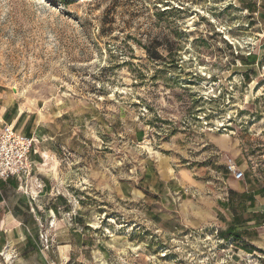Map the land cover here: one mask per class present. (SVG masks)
Wrapping results in <instances>:
<instances>
[{"label": "rangeland", "instance_id": "obj_1", "mask_svg": "<svg viewBox=\"0 0 264 264\" xmlns=\"http://www.w3.org/2000/svg\"><path fill=\"white\" fill-rule=\"evenodd\" d=\"M263 4L0 0V125L34 140L0 264H264L214 217L228 160L264 176Z\"/></svg>", "mask_w": 264, "mask_h": 264}, {"label": "crops", "instance_id": "obj_2", "mask_svg": "<svg viewBox=\"0 0 264 264\" xmlns=\"http://www.w3.org/2000/svg\"><path fill=\"white\" fill-rule=\"evenodd\" d=\"M243 171L241 180L232 174V178L226 179L225 200L218 202L214 217L220 225V237H232L234 244L264 257V176L250 170ZM0 197L2 202L1 194Z\"/></svg>", "mask_w": 264, "mask_h": 264}, {"label": "built area", "instance_id": "obj_3", "mask_svg": "<svg viewBox=\"0 0 264 264\" xmlns=\"http://www.w3.org/2000/svg\"><path fill=\"white\" fill-rule=\"evenodd\" d=\"M34 151V140L31 136L18 131L12 124L0 125V181L15 180L21 182L31 175L34 162L30 153ZM227 169L233 177L241 180L242 169L228 160Z\"/></svg>", "mask_w": 264, "mask_h": 264}, {"label": "trees", "instance_id": "obj_4", "mask_svg": "<svg viewBox=\"0 0 264 264\" xmlns=\"http://www.w3.org/2000/svg\"><path fill=\"white\" fill-rule=\"evenodd\" d=\"M163 11H165V10H163ZM142 47H143L147 52L150 51V47H149L148 45L144 44ZM159 57H160V56H159ZM245 78H248V76H245ZM0 185H1V186L4 185V182L0 181ZM223 239H227V240L232 241V242L235 241V239H233L232 237H223Z\"/></svg>", "mask_w": 264, "mask_h": 264}]
</instances>
